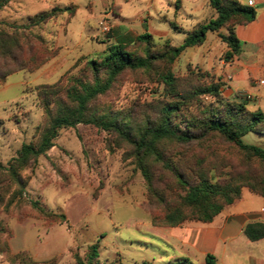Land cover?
Listing matches in <instances>:
<instances>
[{"label":"rangeland","instance_id":"rangeland-1","mask_svg":"<svg viewBox=\"0 0 264 264\" xmlns=\"http://www.w3.org/2000/svg\"><path fill=\"white\" fill-rule=\"evenodd\" d=\"M0 4V32L21 43V51L13 49L16 63H27L25 70L15 71L0 84V163L6 169L24 144L39 142L55 114L56 101L69 103L65 90L71 76L93 80L87 62L103 58L107 41L98 34L92 9L98 14L111 0H0ZM54 8L70 9L35 24L37 14ZM164 43L154 41L153 46L158 49ZM131 45L128 51L143 54V45ZM45 55L49 59L34 68ZM63 55L68 59L64 67H54V73L46 69ZM176 61L171 65L157 61L149 70H125L91 103L92 110L115 118L135 135L158 124L163 104L172 102L161 80L167 69L185 89L190 72L200 73L194 77L198 85L209 83L199 76L205 72L180 68ZM5 70L0 56V72ZM209 100L199 101L202 105ZM198 104H186L174 123L185 130ZM260 134L249 133L243 140L264 147ZM158 149L165 162L148 161L151 186L126 141L85 124L61 129L55 145L20 172L23 186L3 169L0 264H187L173 257L166 245L164 231L173 227L162 221L165 208L180 203L186 192L168 166L188 182L204 174L219 183L233 176L243 185L259 180L264 164L217 134L190 143L165 139ZM190 222L196 221L179 226ZM94 244L98 257L90 260Z\"/></svg>","mask_w":264,"mask_h":264},{"label":"trees","instance_id":"trees-1","mask_svg":"<svg viewBox=\"0 0 264 264\" xmlns=\"http://www.w3.org/2000/svg\"><path fill=\"white\" fill-rule=\"evenodd\" d=\"M209 2L217 13L216 17L187 33L183 44L179 47H172L170 42L166 41L161 46L156 45L161 47L157 49L153 46L152 36L142 34L132 43V45L144 46L142 55L128 51L130 45L117 43L107 46L105 55L101 60H89L87 65L92 70L93 80L87 81L82 76H71L70 85L65 90L69 103L63 102L62 99L56 101L55 114L51 118L49 126L41 134L39 142L24 144L17 156L11 159L6 169L0 163V176L4 174V169L19 186H23L20 172L35 164L41 155L46 154L55 145V139L61 129L76 127L79 124L93 125L105 131L114 132L120 139L126 141L132 147L137 164L150 186L152 174L148 161L154 158L156 161L165 162L158 149L160 141L165 139L190 143L201 140L209 134H217L226 142L235 145L241 151L247 152L251 157L264 164V147L247 144L243 140L247 134L252 132L264 134L263 113L249 110L246 102L226 98L223 94L225 84L221 81L212 80L208 73L199 76L207 77L209 83L198 85L194 77L200 73L190 72L189 88L185 89L181 86L179 78L170 69H167L161 76V80L172 102L163 104L158 124L145 126L138 135L132 133L126 125L118 123L115 118L92 110L91 103L98 96L105 94L122 72L125 70H149L157 61H164L171 65L187 47L202 44L210 31L214 32L226 28L227 33L221 36L229 47L224 58L231 60L236 56L241 50V42L236 35L235 28L239 24H247L253 21L256 17V10L239 0H209ZM69 9L54 8L50 11H43L36 15L38 20L35 24L46 21L55 17L57 13ZM12 45L14 46L12 47ZM21 46L18 40L0 32V56L3 59V65L6 67L4 73L0 72V84H3L6 78L15 71L27 68L25 62L16 63L18 58L13 49L16 47L21 51ZM40 50L47 53L42 45ZM49 57L50 55L42 57L39 62L37 61L34 68H38ZM11 63L15 66H10ZM206 97H210V100L201 105L199 100ZM191 101L199 102L198 112L190 115L187 128L183 130L174 123V118L179 116L183 107ZM168 168L176 174L179 185L186 191L185 195L180 197V203L165 208L162 221L170 227L179 226L186 221L212 222L226 206L231 205L241 197L243 188L264 197V172L259 180L246 181L241 185L236 183L233 176L225 182L219 183L211 181L204 174L200 175L197 180L188 182L182 173L178 172V169L172 166H168ZM245 232L252 241L263 238L264 224H249ZM97 247L96 244L92 245L90 260L98 257ZM185 263L192 264L187 260ZM204 264H217V259L214 255L208 254Z\"/></svg>","mask_w":264,"mask_h":264},{"label":"crops","instance_id":"crops-1","mask_svg":"<svg viewBox=\"0 0 264 264\" xmlns=\"http://www.w3.org/2000/svg\"><path fill=\"white\" fill-rule=\"evenodd\" d=\"M239 1L253 7L256 17L236 26L241 42L236 56L231 60L224 58L229 47L221 38L227 29L221 28L208 32L202 44L187 47L176 63L180 68H198L212 80L223 82V92L228 98L246 102L249 110L261 111L264 116V0ZM216 15L209 0H111L110 6L104 4L98 14L92 9V19L98 20L99 26L106 23L111 26L110 33L102 38L107 46L131 45L139 35L150 34L157 43L168 41L172 47H179L187 33ZM59 61L62 62L55 66ZM67 61L65 55L59 56L46 69L54 73L53 69L64 67ZM259 136L263 138L264 134ZM256 223L264 224V197L243 188L241 197L226 206L212 222H190L164 231L166 245L173 257L193 264H204L208 254L216 257L217 264H264V237L252 241L245 232L249 224Z\"/></svg>","mask_w":264,"mask_h":264},{"label":"built area","instance_id":"built-area-1","mask_svg":"<svg viewBox=\"0 0 264 264\" xmlns=\"http://www.w3.org/2000/svg\"><path fill=\"white\" fill-rule=\"evenodd\" d=\"M253 2H250V5H252ZM111 31V26L110 24L106 23L101 27V38H106V35H108Z\"/></svg>","mask_w":264,"mask_h":264}]
</instances>
